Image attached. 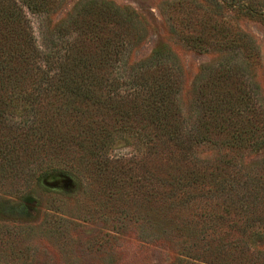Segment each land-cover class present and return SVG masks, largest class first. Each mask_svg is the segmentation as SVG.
<instances>
[{
  "label": "trees",
  "instance_id": "1",
  "mask_svg": "<svg viewBox=\"0 0 264 264\" xmlns=\"http://www.w3.org/2000/svg\"><path fill=\"white\" fill-rule=\"evenodd\" d=\"M186 1L174 0L188 18L172 31L218 55L184 102V70L169 45L133 59L148 31L136 10L78 0L54 21L67 0H0V182L41 181L69 162L92 168L116 187L139 184L146 220L187 244L179 264H264L260 47L227 21L193 28L201 7ZM204 1L217 18L230 7L264 18L253 1ZM123 143L138 153L112 155ZM132 164L143 169L136 182Z\"/></svg>",
  "mask_w": 264,
  "mask_h": 264
},
{
  "label": "rangeland",
  "instance_id": "2",
  "mask_svg": "<svg viewBox=\"0 0 264 264\" xmlns=\"http://www.w3.org/2000/svg\"><path fill=\"white\" fill-rule=\"evenodd\" d=\"M77 1L67 0L53 20L63 17ZM110 1L136 10L148 22L146 38L136 48L134 60L147 57L160 43L176 53L184 70L182 98L186 102L201 65L213 61L218 52L193 49L180 33L172 31L171 26L181 31L188 18L185 11L173 9L174 0ZM247 1L264 11V0ZM196 3L201 9L193 14V28H199L198 20L215 22V18L255 39L261 58L254 72L264 91V18L231 7L224 8L223 17L217 18L221 11L210 2ZM32 19L37 28L38 19ZM134 153L137 148L125 143L112 151V155L128 158ZM132 165L136 182L143 169ZM58 170L46 173L41 181L26 174L0 182V264H179V253L187 244L175 229L164 231L146 220L139 184L126 181L116 187L97 177L92 168L72 162Z\"/></svg>",
  "mask_w": 264,
  "mask_h": 264
}]
</instances>
